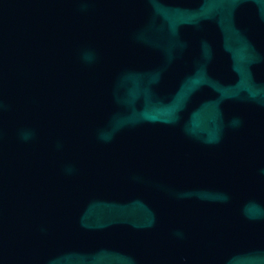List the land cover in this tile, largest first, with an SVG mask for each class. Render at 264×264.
Listing matches in <instances>:
<instances>
[{"label": "water", "instance_id": "1", "mask_svg": "<svg viewBox=\"0 0 264 264\" xmlns=\"http://www.w3.org/2000/svg\"><path fill=\"white\" fill-rule=\"evenodd\" d=\"M0 264H264V0H0Z\"/></svg>", "mask_w": 264, "mask_h": 264}]
</instances>
